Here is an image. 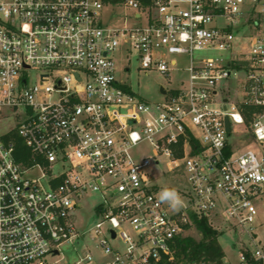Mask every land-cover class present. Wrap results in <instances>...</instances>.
<instances>
[{
  "label": "built area",
  "instance_id": "built-area-1",
  "mask_svg": "<svg viewBox=\"0 0 264 264\" xmlns=\"http://www.w3.org/2000/svg\"><path fill=\"white\" fill-rule=\"evenodd\" d=\"M105 4L0 0V117L16 115L10 132L33 157L17 162L14 139L0 141V264H50L65 244H80L74 264H162L194 216L243 231L253 250L238 264H264V0L109 2L138 21L118 27L102 25ZM124 44L168 78L163 100L120 81ZM247 116L257 149L241 151L230 135ZM144 142L152 155L136 154ZM162 162L186 184H156ZM94 194L99 220L79 230L74 213Z\"/></svg>",
  "mask_w": 264,
  "mask_h": 264
},
{
  "label": "rangeland",
  "instance_id": "rangeland-1",
  "mask_svg": "<svg viewBox=\"0 0 264 264\" xmlns=\"http://www.w3.org/2000/svg\"><path fill=\"white\" fill-rule=\"evenodd\" d=\"M101 23L103 26L107 27H118L125 24V20L128 19L130 23L138 22L133 20L131 17L132 12L126 10L121 4H109L106 3L101 11ZM250 13H247L246 18L249 17ZM143 22V21H141ZM235 46V52L242 50L244 45H249V37H243L241 40H233ZM128 46L122 45L120 50L115 53V58L117 63L121 66V70L118 71L117 76L120 81L124 82L126 85L132 88V90L140 95L143 100L149 104H155L164 99L162 93H160V86L169 87L168 78L156 71H145L138 68V61L135 58L136 51L134 50L131 55L127 53ZM130 63V70L125 69L128 57ZM175 58L179 61L181 67H186L188 64V57L186 55H176ZM177 75L173 76L175 79ZM10 115L6 118L0 117V141L5 142L7 139H13L14 133L10 131L17 127L18 119ZM251 119L246 120V125L234 124V130L230 135V141L238 145V149L243 151L247 148L257 149L256 143L253 142L251 135L249 134L248 127ZM136 154L143 155H152L153 147L149 143H142L136 150ZM152 175H158L157 179H154V182L162 187H177L186 184V178L182 174L178 173H169L164 162L159 166H153L149 169ZM98 196L91 195L86 196L81 199L83 206L74 213V220L76 221L79 230H84L89 228V226L94 225L99 220L98 211L95 208V202H97ZM258 208L260 211V218L258 220V229L257 236L258 240L261 241L262 247L264 248V201L258 203ZM222 235L220 237V243L222 244L226 257L224 261L234 262L235 264L239 263L241 253H245L248 250H253V247L250 245V239L247 234L241 230H232L228 227H222ZM191 235L197 239L201 238V233L193 225H191L183 234V236ZM76 247L77 249H74ZM79 245L65 244L62 246L60 256L52 257L48 256V263L52 264L55 260L59 259V263L55 264H74L78 259V249ZM93 250V252L101 257V252L96 250L93 246L86 245L84 250L81 253H85V250ZM260 263V262H257ZM253 264V263H249ZM261 264V263H260Z\"/></svg>",
  "mask_w": 264,
  "mask_h": 264
},
{
  "label": "trees",
  "instance_id": "trees-1",
  "mask_svg": "<svg viewBox=\"0 0 264 264\" xmlns=\"http://www.w3.org/2000/svg\"><path fill=\"white\" fill-rule=\"evenodd\" d=\"M104 1L106 3H117L121 0ZM248 119H250L249 116L246 117V120ZM13 139L16 146L14 154L17 162H21L25 165L31 164L33 162V157L30 149L16 133H14ZM193 224L201 233V238L197 239L191 235L178 236L174 243V261L164 260L162 264H180L181 262L190 264L223 263L226 253L220 243V237L222 235L221 228L206 217L194 216ZM250 263L260 264L254 260H250Z\"/></svg>",
  "mask_w": 264,
  "mask_h": 264
},
{
  "label": "water",
  "instance_id": "water-1",
  "mask_svg": "<svg viewBox=\"0 0 264 264\" xmlns=\"http://www.w3.org/2000/svg\"><path fill=\"white\" fill-rule=\"evenodd\" d=\"M162 91L165 92V90L163 89V87H162ZM226 125H227L228 132H231V124H230L229 117H226ZM113 235L115 236V234H113ZM56 253H58V252L56 251Z\"/></svg>",
  "mask_w": 264,
  "mask_h": 264
},
{
  "label": "clouds",
  "instance_id": "clouds-1",
  "mask_svg": "<svg viewBox=\"0 0 264 264\" xmlns=\"http://www.w3.org/2000/svg\"><path fill=\"white\" fill-rule=\"evenodd\" d=\"M173 195H174V193H168V192L164 193L165 197H169V196H173Z\"/></svg>",
  "mask_w": 264,
  "mask_h": 264
},
{
  "label": "crops",
  "instance_id": "crops-1",
  "mask_svg": "<svg viewBox=\"0 0 264 264\" xmlns=\"http://www.w3.org/2000/svg\"><path fill=\"white\" fill-rule=\"evenodd\" d=\"M261 242V241H260Z\"/></svg>",
  "mask_w": 264,
  "mask_h": 264
}]
</instances>
